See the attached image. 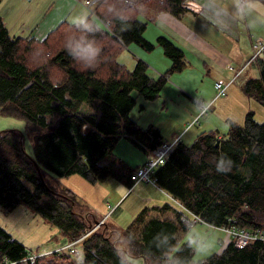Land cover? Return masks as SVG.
Returning a JSON list of instances; mask_svg holds the SVG:
<instances>
[{"label":"trees","instance_id":"trees-1","mask_svg":"<svg viewBox=\"0 0 264 264\" xmlns=\"http://www.w3.org/2000/svg\"><path fill=\"white\" fill-rule=\"evenodd\" d=\"M189 1L143 3L148 10L152 2L180 17L189 11ZM113 5L120 10L118 0H95L83 25L61 22L42 40L11 37L0 17V115L24 124L20 131H0V208L10 213L22 206L38 214L56 227L59 245L73 242L81 256L76 259L69 248L31 253L0 225V264H132L130 259L135 258L144 259L143 264H264L261 240L241 248L229 240L218 254L200 261H193L190 242L181 243L189 229L185 213L215 229L264 231V121L256 122L251 111L242 125L231 122L226 136L210 130L190 144L178 139L151 178L180 210L167 203L145 206L124 230L113 229L114 238L106 230L86 235L85 219L71 207L76 203L74 193L49 184L47 174L54 180L77 175L90 184L112 179L129 189L130 175L143 164L133 168L114 157L116 143L124 139L148 156L166 142L157 126L139 127L130 113L137 97L156 100L167 76L185 68L184 52L159 36L155 43L171 61L168 71L151 77L139 59L128 69L118 62L125 48L134 43L150 52L155 46L144 38L146 22L140 16L130 29L121 31ZM125 7H134L132 0ZM84 28L104 49L97 66L90 69L65 48L67 37ZM252 62L257 76L245 80L242 92L264 107V59ZM221 156L223 166L231 169L227 173L217 171Z\"/></svg>","mask_w":264,"mask_h":264},{"label":"rangeland","instance_id":"rangeland-1","mask_svg":"<svg viewBox=\"0 0 264 264\" xmlns=\"http://www.w3.org/2000/svg\"><path fill=\"white\" fill-rule=\"evenodd\" d=\"M218 1L222 6H224V8L227 9V11L229 10L232 12L237 19V27L241 32L239 45H236L227 36L226 32H222L223 29H226V25L223 22L225 15H219L220 17L217 20V23L221 26V31L218 29V26L214 24V22L212 23L209 22V20L204 19L203 15L194 16L197 14H186L184 16V21L187 24H191L193 30L198 35V45L194 48L190 45L189 47H186L180 43V41L166 31L164 27H160L159 31L168 38L169 36L173 37L176 42L183 47L181 48L184 51H181L184 52V59L186 62L185 68L188 67L182 71H174L169 74L167 84L164 89L169 87V78L179 77L181 78V83L183 85L194 88L193 91L189 90L191 92L189 94L191 98L196 100L199 97L197 90L201 86L203 91L201 92V96L208 99L206 92L210 84L214 85L215 82L226 83L233 77L236 70H241L240 74L237 77L235 76L236 78L234 77L230 83L231 87L229 89L227 88L225 94L221 95L222 98L218 101L219 108L217 105L212 104L215 98L219 97H215L214 95L215 98L211 101H203V103L209 104V108L205 114H198L196 121L195 118L192 122H186L188 109L186 106L181 105L179 101L185 103L187 97L180 92H167L166 94L160 93V96L156 100L146 102L147 104L152 103L154 106L156 103H159L158 111H161L162 115L157 114L155 110H147L144 112L145 109L139 108L141 102L144 101L142 100V97H137V103L131 111V117L135 116L136 120L139 121L137 123L138 126L148 120H153L154 122L169 121L171 123L170 127L173 129V131L169 132V135L175 134L174 136H177L176 139H179L185 144H190L201 132H208L204 131L203 128L211 124L213 126L212 131H217L221 136H226L231 122L237 125H242L245 115L249 111L253 112V117L256 122L262 123L264 121V107L249 97H246L242 92L243 83L256 69L254 62L240 68L241 63H238L236 59L232 61L228 60L225 63L223 60L224 54L219 53H224L227 50L230 52L239 47L242 54L245 55L246 58L249 59L252 56L250 44L252 42L254 43L264 40V3L259 0ZM149 6L151 8L149 7V10L147 8V12H152L153 9L156 11L162 9L160 6L157 4L155 5L152 2L149 3ZM153 20L157 21L158 19L154 18ZM143 21L146 22V30L144 31L143 36L146 40L147 38L151 39L153 31L157 30L158 27L148 26L150 23L148 19H144ZM21 28L26 30V36L32 34L34 30V27H29L25 23L15 22L11 33H19ZM159 36L162 35L155 36L153 41L155 42L156 38ZM130 46L137 47L140 53L143 52L151 57L156 56L157 49H160L161 53H163L160 46H158V48H154L150 52L143 50L134 43ZM199 56L203 57L206 65H204V62L199 59ZM136 58L138 59L139 57L135 53L131 52L127 47L118 56V62L124 64L128 69H132L134 66L133 62ZM258 58L264 59L262 56ZM139 60L146 63L142 59ZM191 61L194 62L195 68L203 69V71H201V76L198 74L186 75L187 73L194 71V67H190L193 66L189 63ZM229 67H231L232 70L229 69ZM148 73H151L150 69L148 70ZM195 77L198 80L196 83L194 80ZM237 87H239V89ZM133 95L136 96L135 93H133ZM170 100L172 102H170ZM201 102L202 101H199L198 104ZM173 103L175 105H173ZM174 107L177 108V110L174 109ZM138 114L140 117H138ZM206 115L207 117H205ZM184 122H186L185 126ZM148 125H146V127ZM162 127L166 128L167 125L163 124ZM10 128L20 131L24 128V124L22 121L0 115V131ZM177 132L181 133L176 134ZM132 147L129 142L124 139H120L113 148V156L118 160H120L121 157H128L131 159L130 162H136L138 159H142L145 154L137 148ZM27 151H29V149H27ZM144 160L146 161V155ZM46 178L49 184L56 189L66 187L74 193L76 203L74 204V202H71V207L77 211L78 215H82L83 219H85L89 230L86 235L93 231L106 230V233H109V235L114 238L115 233L113 229L120 230L119 228H121L124 230L131 223L133 216L142 209V207H140L132 217L129 215L131 210L137 206L138 202L136 198L138 197H148L154 201H159L160 197H162V200L165 197L167 204L180 210L178 204L172 200L171 197H169L165 192L164 196L161 192L155 189L153 184L149 182L141 181L137 183L132 190H128V187L124 183L116 182L112 179L90 184L77 175H72L60 180H54L49 174H47ZM120 196L122 197L119 198ZM125 196L127 197L124 198ZM166 201L161 204L163 205ZM116 206H118L117 211L115 214L110 215V210L114 209ZM185 216L190 219L187 213H185ZM102 223H106L110 227L101 226ZM186 224L189 229L182 237L181 243L190 242L192 244L194 250L193 261H200L211 254H218L227 244L226 237L228 235L222 230L211 228L205 224ZM0 225L4 227L13 236V238L22 242L31 253L39 249L41 251L40 255H44L62 247L59 245V243H61V239L57 235L58 232L56 227L44 222L38 214L22 206L16 208V210L14 209L10 213L5 212L0 208ZM55 236L56 239H54ZM71 243L73 242H70V244ZM70 244H67V246L70 247ZM114 244L117 245V247L121 246V242H115ZM77 247L78 254L76 255V259L79 260L81 257L80 247L78 245ZM130 261L132 264H143V260L139 258L130 259Z\"/></svg>","mask_w":264,"mask_h":264},{"label":"crops","instance_id":"crops-1","mask_svg":"<svg viewBox=\"0 0 264 264\" xmlns=\"http://www.w3.org/2000/svg\"><path fill=\"white\" fill-rule=\"evenodd\" d=\"M188 4H189V11H187V13H185L184 15L180 17L173 16L170 13L165 12V11L162 12V10L156 11L155 9H153L152 12H147V15L145 14V15L140 16L142 20L148 19V21H150L148 26L158 27L157 30L153 31L152 38L151 39L147 38L149 42L154 44L155 46L154 48L156 47L158 48V45H156V43L153 41V38L158 35L164 36L163 33L159 31L160 27H164L166 31H168L173 37H176V39H178V41H180V43H182L186 47H189L190 45L191 47L194 48L198 45L197 33L193 30L192 25L187 24L183 19L186 14H190V15L197 14L194 16L203 15L204 19L209 20V22H212V23L214 22V24L218 26V29L220 31H221V26L217 23V20L220 17L219 15H225L223 22L226 25V29H223L222 32L224 33L226 32L227 36L236 45H239V41L241 39V32L238 30V27H237V19L235 15L229 10L228 12L227 9L224 8V6H222L218 0H190ZM86 7L87 6L84 5V2L82 0H0V17L11 37H32L34 39L42 40L50 31L55 29L61 22L75 23V22H80L84 20L85 18H87L89 16L90 11L88 7L87 8ZM154 18L158 20L154 21L153 20ZM15 22L25 23L29 27H34L32 34H29L26 36L25 35L26 30L24 28H21L19 33H15V32L11 33V30H13V26ZM173 37L169 36L170 39L168 37L166 38L173 41L175 45H177L182 51H184L182 49L183 47L179 45L178 42H176V40ZM252 43L250 44V50H251ZM128 48L131 52L135 53L139 57L138 59H142L147 63L148 70L149 69L151 70V73H150L151 77H156L157 75H160L168 71V69L171 66V61L168 60L169 58H167L164 55V53H161L160 49H157L155 57H151L149 55L144 54L143 52L140 53L137 47H132L129 45ZM219 53L224 54L223 60L225 63L228 60L232 61L236 59L238 63H241L240 68L250 59V58L249 59L246 58L245 55L242 54V51L239 47L235 50L233 49L230 52L227 50L224 53L222 52H219ZM133 56L136 57L135 55ZM199 59L204 62V65H206V62L202 56H199ZM134 62H133V65H134ZM189 63L193 65L190 67H194V62L191 61ZM201 71H203V69H198L194 67V71L187 73L186 75L198 74L201 76ZM252 76L253 77L257 76V69H255L253 74H251V76L249 77H252ZM194 80H195V83L198 82L196 77L194 78ZM169 81H170L168 84L169 87L167 89L163 88L164 91L162 90L161 93L166 94L167 92H172V93L180 92L181 94L187 97L185 103L179 101L181 105L186 106L188 109V114L186 116V122H192L199 114L200 112L199 104H198L199 101L209 102L214 98L215 89L212 84L209 85V88L206 92L208 99H205L201 96V92L203 91H202V87L200 86L197 90L199 93V97L196 100H194L193 98L189 96V94L191 93L190 91H193L194 88H190V87L183 85L181 83V78L172 77V78H169ZM230 87H231V84H229L228 89ZM237 88L239 89V87ZM221 98H222L221 96L216 97L215 100L212 102V104L217 105L219 108L218 101ZM170 102L172 101L170 100ZM141 104H144V108H143L145 109L144 112H146L147 110H155L157 114L162 115V112L158 111L159 103H156L155 106L152 103L147 104L146 102H141ZM173 105L175 104L173 103ZM174 109L177 110V108L175 107ZM130 116H131V113H130ZM138 117H140L139 114H138ZM205 117H207V115ZM131 118L135 120L137 123L139 122L136 120L135 116ZM186 122H184V126ZM148 124H153L157 126V128L160 130L163 136L164 141H171L177 138V136H174L175 134L169 135V132L173 131V129L170 127L171 123L169 121L168 122L167 121L154 122L153 120H148L143 124H139V126L146 127V125ZM163 124H166L167 127L163 128L162 127ZM203 130L212 131L213 130L212 124L207 125L206 127L203 128ZM180 133L181 132H177L176 134H180ZM132 146L133 145L131 144V147ZM121 159L125 161L127 164H129L130 166H133V168H135L137 165L143 164L145 162L144 160L145 155L143 156L142 159H138L136 162H130L131 159H129L128 157H121ZM146 159H147V155H146ZM155 189L161 192L163 195L165 194L163 190L160 191V189L156 186H155ZM122 196H120L119 198H121ZM127 196H125L124 198H126ZM161 198L162 197H160L159 201H154L148 197L136 198L138 204L133 210H131L129 215L132 217L138 211V209L140 207L143 208V206L151 207V206L162 205L161 203L166 200H165V197L162 200ZM165 203H167V201ZM118 206L110 210V215L115 214ZM189 220H192V216H190ZM227 237H226V241L228 242L231 239Z\"/></svg>","mask_w":264,"mask_h":264},{"label":"built area","instance_id":"built-area-1","mask_svg":"<svg viewBox=\"0 0 264 264\" xmlns=\"http://www.w3.org/2000/svg\"><path fill=\"white\" fill-rule=\"evenodd\" d=\"M94 2L95 0H90L87 3H85V5L87 7H91ZM251 51H252L251 53L252 56L242 67H244L245 65L247 66V64H249L250 62H252L253 60H255L256 58L260 56L264 57V41L254 42L251 45ZM229 69L232 70L231 67H229ZM240 72H241L240 69L236 70L233 74V77L226 83L215 82L213 85L215 92H216L215 97L225 94L233 78L237 76ZM199 106H200L199 115L205 114L209 108V104H205L203 102H201ZM196 120L197 118L195 119V121ZM177 140L178 139H174L172 141L163 142L162 144L157 146L150 155L147 156V159L143 163V165L135 169L133 173L130 175L132 186L128 190H132V188L141 181L149 182L155 186V182H154V179L151 178V174L159 165H162L164 163L166 156L172 151ZM197 222H200V220L197 217H194L191 221L184 219V223L185 224L188 223V225H193ZM219 230L226 232L228 237L231 240H233L235 246L239 248L247 245L249 242L254 241V240L264 241V231L261 229H257L253 231H246L244 229H235L234 227H232V228H219ZM72 245L73 243L70 244V247L65 245L61 248H69L71 253L77 254V249L73 247Z\"/></svg>","mask_w":264,"mask_h":264},{"label":"clouds","instance_id":"clouds-1","mask_svg":"<svg viewBox=\"0 0 264 264\" xmlns=\"http://www.w3.org/2000/svg\"><path fill=\"white\" fill-rule=\"evenodd\" d=\"M126 3L127 0H118L119 11H116V5L111 6L115 12L114 21L119 24L121 31L130 29L137 17L145 15L147 12V6L143 0H132L134 7H125ZM80 23L83 25L84 21H80ZM65 48L68 55L86 69L96 67L104 52L101 42L87 28L78 34L69 35ZM223 160L224 156H221L216 165L217 171L227 173L231 169L223 166Z\"/></svg>","mask_w":264,"mask_h":264},{"label":"water","instance_id":"water-1","mask_svg":"<svg viewBox=\"0 0 264 264\" xmlns=\"http://www.w3.org/2000/svg\"><path fill=\"white\" fill-rule=\"evenodd\" d=\"M2 73V70L0 69V74ZM143 262H144V259H143Z\"/></svg>","mask_w":264,"mask_h":264}]
</instances>
